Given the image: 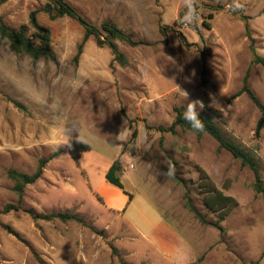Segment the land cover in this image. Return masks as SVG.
<instances>
[{"label": "rangeland", "instance_id": "374dc122", "mask_svg": "<svg viewBox=\"0 0 264 264\" xmlns=\"http://www.w3.org/2000/svg\"><path fill=\"white\" fill-rule=\"evenodd\" d=\"M47 2L7 0L0 18L12 28L29 25L30 14ZM66 2L96 26L112 22L134 39L156 44L117 41L129 58L121 66L91 36L75 61L85 29L72 18L51 19L44 12L38 19L51 30L54 57L34 61L0 36V264H264V193L256 192L252 170L207 133L157 129L172 124L176 108L202 100L200 114L257 158L264 188V125L256 131L261 112L246 93L236 96L249 72V86L264 104V67L253 62L254 53L264 57V0H197L192 23L182 20L183 0ZM161 25L174 26L191 45L173 31L164 44ZM73 138L91 146L79 165L67 149ZM59 148L64 152L20 198L8 171L33 174L40 159ZM114 161L133 194L120 210L109 206L116 195L108 204L98 189ZM169 161L176 162L187 189L164 174ZM198 167L238 201L222 230L204 203ZM187 190L212 225L185 207ZM7 206L13 208L4 213ZM28 210L78 213L85 224L34 219Z\"/></svg>", "mask_w": 264, "mask_h": 264}, {"label": "trees", "instance_id": "16d2710c", "mask_svg": "<svg viewBox=\"0 0 264 264\" xmlns=\"http://www.w3.org/2000/svg\"><path fill=\"white\" fill-rule=\"evenodd\" d=\"M6 1L7 0H0V6L3 5ZM47 1V4L43 8L36 9L30 14L29 25L23 24L18 28H12L8 26L2 20V18H0L1 38L8 40L10 42L11 48L15 52L28 55L34 61L55 56V52L52 48L51 30L43 26L38 19V15L41 12L47 13L51 17V19H58L62 17L72 18L85 29V36L82 43L78 46L75 61L79 60L81 54L83 53L84 44L91 36H94L96 43L99 46H107L113 54V63H118L121 66L129 65V58L119 49L117 41H122L132 47L150 46L156 44H150L149 42H146L142 39L136 40L112 22H104L100 26H96L89 22L84 16H82L77 11V9L66 2V0ZM209 17L213 18V14L211 13ZM203 25L207 28H211V24L207 21H203ZM31 30L33 32H31ZM170 31L175 32L179 36L183 44H185L186 46L191 45L188 42L186 36L181 31L175 29L174 26L161 25L160 34L163 37L162 42L164 44L168 43ZM205 55V53L202 54L203 66L201 71V80L203 85L207 84L208 82V67ZM253 62L256 64H261L264 67V57L258 55L257 53H254L253 55ZM248 78L249 72L246 74L243 87L236 93V96L246 93L260 110L261 117L256 128L257 133H259L262 126L264 125V104L261 102L256 93L250 88ZM14 103L17 106H21V104L17 102ZM183 113L184 110L182 108H176V116L172 124L168 127L159 126L157 129L161 132H170L172 134H176L178 127L184 130L193 131L190 125L183 119ZM200 117L204 120L205 127L202 132L196 133H198L199 136L205 133L209 134L218 142L220 150L225 149L229 151L233 155V157L240 160L243 167H248L249 169H251L255 177L254 187L256 192L264 193L263 180L261 177L260 166L257 158L242 145L225 136L220 127L209 116L200 114ZM135 134L136 133H134V135ZM67 149L72 159L77 165H79L82 155L85 152L90 151L91 146L89 143L83 140L73 138L68 141ZM63 152L64 149L59 148L47 158H41L39 161V166L33 174L22 173L15 169H10L8 171V176L11 180L14 181V192L19 195L20 198H22L25 192V188L28 185L34 184L39 179H41L44 174L46 165L54 158L61 155ZM173 164H176V162L174 161ZM198 169L200 178L199 186L205 195L204 203L208 209H210L219 217L214 225L220 228V223L224 221L226 217L238 206V201L233 196L227 195L222 190H220L210 178L205 169H203L202 167H198ZM120 172V163L118 161H114L106 172L105 179L107 183L123 190V192L128 195L129 201L127 204H129L133 200V194H130L125 190ZM171 177L175 181L183 184L185 189H187V184L181 178H179L176 173L171 175ZM184 199L185 207L194 215L196 219H198L202 224L212 225L211 222L207 221L206 216L202 214V212L196 207L190 197L188 190L184 195ZM12 208V206H7L3 211L4 213H7L11 211ZM28 213H30L34 219H44L49 221L60 219L63 222L77 221L85 224V220L82 215L78 213H71L69 211L51 214H40L36 213L34 210H28ZM6 228L10 234H13L15 237H17V239L22 240V237L18 232H15L10 227ZM220 230H222V228H220ZM121 262L122 264H133L122 259ZM140 264L146 263L142 262Z\"/></svg>", "mask_w": 264, "mask_h": 264}, {"label": "clouds", "instance_id": "9594fccd", "mask_svg": "<svg viewBox=\"0 0 264 264\" xmlns=\"http://www.w3.org/2000/svg\"><path fill=\"white\" fill-rule=\"evenodd\" d=\"M197 0H183V6L186 9L185 14L182 18L183 22L192 23L197 19V8H196ZM178 87V86H177ZM179 88V87H178ZM180 89V88H179ZM180 91L183 93L185 100H188L189 93L185 90ZM205 104L200 99L190 100L184 110L183 119L190 125L193 132H202L205 127L204 120L200 117L199 110H203ZM122 128L119 132V135L116 136L118 141L122 139ZM175 173V165L170 161L167 165V170L164 174L173 175Z\"/></svg>", "mask_w": 264, "mask_h": 264}, {"label": "crops", "instance_id": "0c3cea01", "mask_svg": "<svg viewBox=\"0 0 264 264\" xmlns=\"http://www.w3.org/2000/svg\"><path fill=\"white\" fill-rule=\"evenodd\" d=\"M98 189L101 193H103L107 202H108V197L111 194L116 195V200L114 204H109L108 202L109 206L111 207L110 209H114V210L123 209L129 201V197L127 194H125L121 189L113 185H110L109 183H107V181L101 182Z\"/></svg>", "mask_w": 264, "mask_h": 264}]
</instances>
